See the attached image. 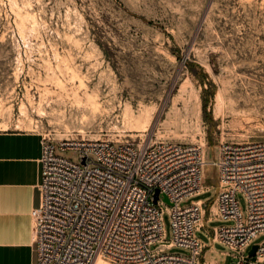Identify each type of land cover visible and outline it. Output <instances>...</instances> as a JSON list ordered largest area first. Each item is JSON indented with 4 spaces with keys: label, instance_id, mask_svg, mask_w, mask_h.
I'll use <instances>...</instances> for the list:
<instances>
[{
    "label": "rangeland",
    "instance_id": "rangeland-1",
    "mask_svg": "<svg viewBox=\"0 0 264 264\" xmlns=\"http://www.w3.org/2000/svg\"><path fill=\"white\" fill-rule=\"evenodd\" d=\"M189 93L199 99L198 120L176 115ZM87 94L99 95L96 115L77 103ZM145 110L147 130L128 124L126 113ZM12 129L54 141L195 144L206 150L204 173L218 178L220 144L264 141V0H0V130ZM57 154L80 161L74 151ZM216 192L181 206L214 202ZM237 198L247 214L245 196ZM163 221L170 244L167 212ZM205 229L196 232L212 247L204 260L237 264L238 253L212 246ZM263 242L261 235L253 245ZM166 253L190 255L179 247Z\"/></svg>",
    "mask_w": 264,
    "mask_h": 264
},
{
    "label": "built area",
    "instance_id": "built-area-1",
    "mask_svg": "<svg viewBox=\"0 0 264 264\" xmlns=\"http://www.w3.org/2000/svg\"><path fill=\"white\" fill-rule=\"evenodd\" d=\"M57 149L76 152L79 163L58 155ZM217 155L214 202L181 206L205 193L203 146L44 137L41 204L31 212L37 264H97L100 259L109 264H201L212 247L196 232L216 221L234 225L205 229L212 246L219 242L238 253L237 264H264V242L257 245L255 260L245 255L264 235V141L223 143ZM239 193L247 200V214ZM165 212L172 224L170 244L164 243ZM174 247L190 255L166 253Z\"/></svg>",
    "mask_w": 264,
    "mask_h": 264
},
{
    "label": "crops",
    "instance_id": "crops-1",
    "mask_svg": "<svg viewBox=\"0 0 264 264\" xmlns=\"http://www.w3.org/2000/svg\"><path fill=\"white\" fill-rule=\"evenodd\" d=\"M43 140L35 131L0 130V264H37L31 212L41 204ZM204 176L215 179L203 183L205 193L218 187L217 177Z\"/></svg>",
    "mask_w": 264,
    "mask_h": 264
},
{
    "label": "bare ground",
    "instance_id": "bare-ground-1",
    "mask_svg": "<svg viewBox=\"0 0 264 264\" xmlns=\"http://www.w3.org/2000/svg\"><path fill=\"white\" fill-rule=\"evenodd\" d=\"M182 99H183L182 103H183L184 112L181 113L180 111L177 110L176 115L181 116V117H190L191 116V117L198 120L200 118V113H201L200 111L202 110V109L200 110V104H199L198 97H196V95L194 93H189L187 98L182 96ZM223 100H224V96H223V94H220L218 96V101H219L218 109L219 110L222 109V106H223L222 104H224ZM77 103L80 107L84 106V108L88 109L93 115L98 114L100 111H102V109H104L103 105L99 101V95H96V94H94V95L87 94L85 103L78 96ZM149 118H150L149 110H145L144 112L140 113L138 116L133 114L132 111H129L128 113H126V119H127L128 124L131 125L132 127H134L135 129L147 130L149 127V123H150ZM193 123H194V121H193ZM204 152L206 154V150H204ZM205 165L206 164H204V166ZM97 264H109V263L100 259L97 262Z\"/></svg>",
    "mask_w": 264,
    "mask_h": 264
},
{
    "label": "water",
    "instance_id": "water-1",
    "mask_svg": "<svg viewBox=\"0 0 264 264\" xmlns=\"http://www.w3.org/2000/svg\"><path fill=\"white\" fill-rule=\"evenodd\" d=\"M158 198H159V191L156 192V195H155V202L158 201ZM165 201L168 202V199L165 198ZM257 250H258V246H257V245H253V246H252V249H251L250 252H249V256H250L253 260H255V255H256Z\"/></svg>",
    "mask_w": 264,
    "mask_h": 264
}]
</instances>
